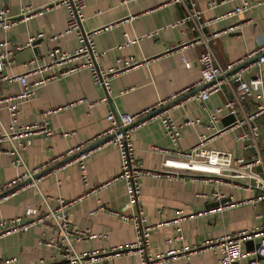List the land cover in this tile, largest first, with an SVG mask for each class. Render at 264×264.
I'll use <instances>...</instances> for the list:
<instances>
[{
  "label": "crops",
  "instance_id": "obj_1",
  "mask_svg": "<svg viewBox=\"0 0 264 264\" xmlns=\"http://www.w3.org/2000/svg\"><path fill=\"white\" fill-rule=\"evenodd\" d=\"M244 1L251 5L241 13L221 17L201 29L210 37L211 47L220 63L237 60L264 42V0H218L207 7V0L174 2L173 0H85L82 8V27L95 30L94 42L100 52L98 65L107 69L118 65V58L138 60L112 75L110 93L104 86L93 82L87 68L70 71L50 78L36 89L35 95L20 105L18 124L45 119L54 129L48 137L35 134L23 156L28 167L49 162L56 156H66L68 150L89 138L100 134L107 126L105 116L109 109L138 112L155 104L171 92L194 84L199 76L198 54L203 45L194 40L199 31L192 29V21L170 24L182 18L188 11L201 10L203 19L213 18L234 10ZM8 15H16L25 5L41 6L46 0H7ZM67 10L57 6L42 14L19 21L9 28L0 27L1 41L8 39L11 46L21 45L12 54V62L0 71V97L19 90V82L3 79V75L24 72L26 62L37 57L40 67L28 78L51 76L67 69L71 63L49 64L48 53L55 47L72 49L78 45L74 34L68 33L56 40L50 36L65 28ZM106 26H109L106 28ZM158 29L152 36L148 32ZM42 33L38 44L28 42L29 37ZM213 33L217 35L212 36ZM126 34L138 39L124 44ZM38 39V38H37ZM184 56L189 61L186 66ZM48 64V65H47ZM264 72V62L261 66ZM252 70H245L248 74ZM235 84L226 83L222 90L212 93L205 102L183 100L171 108L174 120L181 124V137L173 143L163 132L159 119L151 117L142 121L132 133V145L142 167L158 169L164 155L153 145L167 148L170 154L194 145L200 133L208 134V110L234 96ZM106 97L105 100H101ZM264 97V96H263ZM257 91L253 96L237 104L240 113L255 110ZM57 109L56 111H50ZM49 111V112H45ZM45 112V113H44ZM220 125H225L222 118ZM191 123V120H196ZM0 120L9 123V113L0 104ZM238 128L231 127L211 136L206 145L227 150L234 155L251 156L262 152L264 130L260 131L256 146H243L234 139ZM64 132H68L64 134ZM96 141L98 138L95 139ZM95 142V141H94ZM86 159L87 183L84 184L77 162L73 159L45 173L38 187L19 188L14 194L0 199V218L21 214L27 206L41 204L40 191L47 195L49 204L56 206L58 198L72 200L68 217L74 227L88 228L92 233H106L102 237H86L74 242L78 251L102 250L101 255L88 264H138L136 253L119 249L134 239V230L128 220L120 215L129 214L135 202H130L121 179H113L119 171L118 148L114 144L100 142L93 147ZM11 156L0 152V184L13 178L17 171ZM258 170H262L258 166ZM233 183L205 181L189 174L168 177L146 175L141 180L137 204L141 206L145 223L150 225L149 251L166 252L181 245L191 246L204 237L219 236L244 228L263 224L264 200H257L258 189L248 186L249 179H232ZM223 193V198L233 205L218 208L211 205L216 199L213 191ZM102 205L101 210H97ZM42 206V204H41ZM92 212V213H91ZM179 217V222L173 219ZM177 225L179 226L177 229ZM55 235L51 226L36 223L25 231H14L0 236V258L15 256L9 264H36L40 258L50 260L51 249L42 243ZM171 242L168 236L177 237ZM244 249L246 245L244 244ZM56 254L55 261L60 260ZM219 264L218 256L210 249L198 250L189 255L173 256L158 264ZM234 264H264V258L248 254Z\"/></svg>",
  "mask_w": 264,
  "mask_h": 264
},
{
  "label": "built area",
  "instance_id": "obj_2",
  "mask_svg": "<svg viewBox=\"0 0 264 264\" xmlns=\"http://www.w3.org/2000/svg\"><path fill=\"white\" fill-rule=\"evenodd\" d=\"M173 1L183 3L189 1L191 5L194 4V0ZM217 2L218 0H207L206 4L207 7H212ZM84 5L85 0H46L41 6L25 5L18 14L8 15L7 0H0V27L3 29L9 28L19 21H24L32 16L42 14L57 6H64L67 10L65 28L60 32L52 34L50 39L56 40L65 34L72 33L79 42L72 49H62L59 46H55L49 51V64L71 63L67 69L62 70L58 74L40 76L37 79L30 80L28 76L31 73L46 68V65L40 67L41 65L37 64V57H32L26 62V66L28 67L24 72L2 76L3 79L19 82L20 87L17 92L0 97V104L6 108L10 118L9 123L6 125L0 120V152L9 154L12 164L15 167L23 169L17 171L16 175L10 180L0 184V199L7 198L19 188H25L28 185L39 188V182L45 173H48L71 159L77 162L82 181L86 184L88 179L86 159L91 151L90 147H86L96 141V138H104L102 141L103 144H114L118 148L119 171L113 179H121L124 182L130 202L136 203L131 213L120 215L124 220L131 222L134 230V239L127 245L120 246L119 249L125 252L136 253L139 257L138 264H158L173 256L189 258L191 253L203 249H210L216 253L219 264H234L237 260L248 254L264 257V223L248 229L244 228L235 232L223 233L219 236H207L191 246L184 244L180 247L167 250L166 252L152 253L148 248L151 227L145 223L143 210L137 204L141 191L142 178L146 175L159 177L163 174L168 177H173L178 174H189L193 177L203 178L205 181L208 180L211 183L220 181L233 183L232 179L246 178L250 180L248 186L258 189L256 199L264 200V146L262 152H257L251 156H244L234 155L227 150L211 148L206 145L207 140L211 136L219 134L227 128L236 127L238 131L234 134V139L242 141L245 147L251 145L256 146L260 131L262 129L264 130V72L261 68L264 62V42L255 50L249 51L237 60L223 65L218 61L211 47L210 37L203 35L201 32L204 26L221 17L244 11L251 5L247 1L236 6L230 12L207 19L201 17V10L193 9L188 11L182 18L170 24L174 26L179 22L191 20L193 22L192 29L199 31V34L194 37V40L201 43L203 49L198 54L200 76L194 84L171 92L155 104L147 106L138 112L109 109L105 116L108 121V126L96 137L79 143L71 150H68L66 156H56L51 161L43 162L32 168L27 166L23 153L30 145L31 137L35 134L48 137L54 133V129L45 119L22 124H18L17 122L21 103L32 98L40 85L44 84L50 78L58 77L70 71L87 68L92 76L93 82L104 86L106 94H109L112 75L138 63V60L133 58L127 60L118 58V65L115 67L104 69L98 65L97 61L100 52L97 50L94 42L95 30H85L82 27V8ZM108 27L106 26V28ZM157 31L158 29L153 30L146 35L152 36ZM42 35V33H38L36 36L29 37L28 42L30 43ZM215 35L217 33L212 34V36ZM137 39L138 36L129 37L126 34L124 44H129ZM1 47L0 71L5 64L12 62V54L22 46H11L8 39H3L1 41ZM182 60L186 66H189L190 63L184 56H182ZM249 69L252 71L247 76L244 72ZM226 83L235 84L234 96L208 110V123L206 127L210 130V133H200L194 145L185 150L179 149L172 154H170L167 148L153 145L152 148L154 150L160 151L164 155L161 166L158 169L142 167L132 145V133L141 125L142 121L151 117L159 119L164 134L173 143H178L181 137V124L177 123L172 117L170 113L171 108L186 99L205 102L212 93L222 90ZM194 88H197L195 92L190 95H185ZM254 91H257V97L260 98L255 110L249 113L239 114L237 104L245 98L252 97ZM105 99L106 97H103L101 100ZM56 110L52 109L50 111ZM222 114H233L235 116L239 114V117H236L227 125H220L219 120ZM194 121H198V119L191 120L190 122L194 123ZM67 133L64 132V134ZM75 152H78V154L73 158L49 169L51 165ZM258 166L262 170H258ZM38 172H42V174L34 177ZM27 178H31V180L24 182ZM223 196L222 192L218 190L213 191L214 199L219 201L223 199ZM40 198L42 206L41 204L39 206H27L21 214L11 217H1L0 236L14 231H25L30 226L39 223L46 227L51 226L55 230V235L44 240L42 239V243L52 250L50 260L40 258L36 264H88V262L96 260L101 255L102 250L78 251L75 248L74 242L86 237H102L107 234L92 233L88 228L74 227L68 217V207L72 200L59 197L58 204L51 206L48 201L49 197L41 191ZM229 200L220 202L217 207L225 208L233 205V202ZM102 208V205H100L97 210H101ZM261 216H264V211L261 213ZM178 219L179 217H176L173 219V222L178 223ZM178 227L177 225V229H179ZM176 238H180V235L177 237L168 236L166 240L171 242ZM249 239L254 241V245L251 249L245 250V241ZM56 254H59L61 258L58 261H55ZM15 259L13 255L0 258V264L12 263Z\"/></svg>",
  "mask_w": 264,
  "mask_h": 264
},
{
  "label": "water",
  "instance_id": "obj_3",
  "mask_svg": "<svg viewBox=\"0 0 264 264\" xmlns=\"http://www.w3.org/2000/svg\"><path fill=\"white\" fill-rule=\"evenodd\" d=\"M41 40H42V39L39 37L38 39H35V40L33 41V43H34V44H38V42H40ZM196 90H197V88L191 89V90L188 91L185 95H190L191 93L195 92ZM236 117H239V114H237L236 116L233 115V114H228V115H225V116L222 118V120H223V122L225 123V125H227V124L231 123ZM103 140H104V138L98 139L97 141H95V142L91 143L90 145H88L86 148L93 147L94 145L99 144V143L102 142ZM77 154H78V152H75V153H73V154L67 156L66 158L60 160L59 162H57V163L51 165V166L49 167V169H52V168L56 167L58 164L63 163L64 161H67V160L73 158V157H74L75 155H77ZM41 174H42V172H38V173H36V174L34 175V177H37V176H39V175H41ZM30 180H31V178H27L24 182H28V181H30ZM226 200H227V198H223V199H221V200H219V201H218V200H215L214 202L211 203V205H215V206H217L220 202H223V201H226ZM245 245H246V249L249 250V249H251V248L253 247V245H254V241H253L252 239H249V240L245 241ZM258 257L264 258V257H262V256H258Z\"/></svg>",
  "mask_w": 264,
  "mask_h": 264
}]
</instances>
